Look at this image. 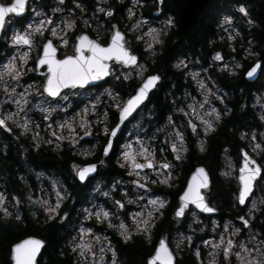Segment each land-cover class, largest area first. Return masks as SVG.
Here are the masks:
<instances>
[{
  "label": "rangeland",
  "instance_id": "1",
  "mask_svg": "<svg viewBox=\"0 0 264 264\" xmlns=\"http://www.w3.org/2000/svg\"><path fill=\"white\" fill-rule=\"evenodd\" d=\"M0 1L5 2V0ZM66 1L63 0V3H61L60 0H30L28 2V15L22 22H18L19 20L16 18H8L6 22L0 41L4 44L0 51V119H4L9 113L12 116L10 119L5 120L6 128L0 127V148L3 151H6L8 147L5 141V137L8 136L13 143L21 142L23 138H27L32 144L31 150L33 151H38L42 147H48L52 150L65 149L73 155H79L84 159L93 153L98 142L101 141V136L107 134L112 122V115L118 110L116 105H122V90L116 91L113 88V84L120 83L121 89H123L128 83H136L142 78L143 67H136L134 70L125 73H114L111 83L103 88L68 90L55 100L48 98L43 93V78L33 75L35 70L34 62L39 55L43 40L49 37L58 48L65 49L69 45L68 37L76 27L65 29L66 21H72L73 24L80 23L81 25L99 24L100 22L96 19V15L101 11L104 13L106 10H110L106 6L95 7L94 5L95 2L106 3L108 0H91L89 3H84L87 4L86 6H83V2H80V0H69V3ZM76 1L79 2L76 3ZM131 1L136 4L135 0ZM156 3L157 0H149L144 3L141 2L140 6H152ZM89 4L93 6L91 7ZM158 5H161V2ZM129 9L132 11L131 17L129 16ZM110 11L112 14L110 16L106 15V18L116 16L113 10ZM48 17H51V23L48 21ZM117 17L121 19L122 24L129 31L142 36L145 42V53L150 51L147 44L154 43L151 35L148 34L149 29L156 30V33L153 34L158 33L160 35L166 30L168 25L166 21L169 18L172 19L170 14H165L163 17L153 21L151 17H146L141 11H136L132 8H128L122 15H117ZM225 17H230L237 20V22L242 18L246 23L251 21V24H253L250 17L240 11L235 15L236 18L232 15L222 16V24H237L234 20L225 21ZM41 21L47 24V27L41 29L43 35L34 31L35 25ZM29 25L33 27L29 28ZM57 25L59 27H56ZM133 25H136V27L134 28ZM53 28H56L57 35L55 36L51 31ZM26 29L32 34L33 43L31 47L27 45H12L10 43L12 35L15 32L24 33ZM61 38H66L67 42L61 43ZM25 51L28 52V56L25 57L26 62L22 65V74L17 80H13L11 78L12 74L7 73L3 66L15 58L17 66L20 67V56ZM138 71L140 72L139 76L136 75ZM125 75H127V79ZM12 89L15 90L12 91ZM170 92L171 88L166 89V93ZM210 92L214 94L212 97L213 106L204 105L203 108H201V104L204 103L205 92L202 88L198 90L199 95L195 96L191 94L188 96L185 87H182L180 95L174 98V94L171 95L170 99L171 102L173 101L177 113L176 121L173 117H168L165 123L166 126L162 125L152 131L150 138V141L154 142L157 136L160 135L161 140L166 142L170 151V156H167L170 160H165L170 165L168 170L161 169L160 158L157 157L159 173L156 171L157 169L146 173L133 171L123 157V153L129 151V147H134L131 151L135 155L136 161H144L154 152L153 148H146L147 142L142 143L139 138V134L143 129L142 126L153 117L154 106H150V103L146 104L127 125L125 131H123L120 152L115 153L114 159L117 160V157L122 158V164L131 177L122 183L131 194L130 200L133 201V206L120 207L117 205V200L111 196L112 186H109L106 191L97 192L96 188L102 184L101 179L95 180L91 189L81 190L80 195L82 198L77 202L67 183L56 170L52 168H36L24 163L25 171L20 176L28 192L22 200L16 196H12L9 199L0 182V195L4 197L3 203L0 204V220L12 216L16 218L15 214L23 205L31 211L32 217L38 222L50 220L48 217L52 215V218H55L59 225H64L68 220L69 212L68 210H63V208H69V210L72 208L74 221L67 223L66 226L64 225V239L61 243V249L64 253L73 256L75 264H113V261H115V264H124L119 254L122 244L134 242L135 239L140 238L145 242L144 244L140 241V248L144 253L148 251V255L152 249V246L150 247V239L153 230L154 228L156 230L157 223L161 217H164L167 208L162 197L160 199L150 197L147 188H141L139 184L154 183L153 181L158 182L162 178L167 177V183L165 184L168 186L178 177L186 153V145L184 140L181 142L177 139L176 133L179 132L181 134L186 130L188 120H195L198 117L202 123L201 127H203V118L206 117L205 110L212 111V109H215V114H218L221 119L223 115L227 116L229 114L230 108L224 106V103L231 98V94L228 91H222L215 83L213 90ZM249 106L257 113L261 126L251 125V123H255V120L248 118L245 120L244 126H240L237 132L245 147L253 155L261 158L264 153V119H261V117H264V85L260 91L253 94ZM245 107V104H242L238 113L242 112ZM45 109H48V111L46 112ZM46 116L47 119H45ZM25 120L28 121L26 127ZM177 120L181 122L179 123ZM81 124L84 126L81 127ZM61 125H70L71 131H69L67 126L61 127ZM86 132L88 133L87 135H85ZM57 136H63L64 139L57 140ZM196 139V147L203 151L206 145L203 133H197ZM73 140H75L74 144L72 143ZM173 144L176 146L175 151L172 147ZM152 146H154V143H152ZM201 147L203 150H201ZM21 149H23L25 154L29 151L23 145H21ZM141 149L145 150L144 154H141ZM227 151L228 148L225 147V153ZM161 152L165 154L164 147H161ZM177 156H179V159H177ZM22 159H24V156ZM223 163L226 166L227 160L224 159ZM77 168V161L69 164V180L72 182L75 181ZM102 168L106 169L107 163ZM133 181H138L139 184H134ZM57 193H60V197L59 207L56 208L55 214L45 212V207L56 206ZM153 200L156 201L155 204L150 203ZM44 201H47V204H44ZM66 202L69 204H66ZM253 204H255L254 208L252 207ZM99 209H104L110 215L106 219L101 216V219L97 220L95 213ZM137 213H140V215L137 216ZM201 216L202 214L191 206L181 219L171 220L169 245L178 259L185 256L184 250L192 245H194L193 253L195 256L198 258V253H202L205 261L209 263L216 262L218 259L219 264H227L233 259L234 264H241L240 259L235 255L237 252L241 253V257L244 260L259 256L260 247L254 244L250 247L248 244L253 242V236L248 234L242 239L237 233L239 231L252 233L255 231L253 222L259 223L264 220V178L256 182V193L245 211L236 214L234 219L224 218L219 220L215 217L203 218ZM145 217H150L147 232L137 231V222H142ZM240 217H244L248 221L247 226L239 219ZM120 224H124L125 229H120ZM88 229H91V231H87ZM235 229L239 231H234ZM61 230L62 228L59 230L60 235ZM122 231L124 234L130 235L131 238L125 240L121 235ZM204 233H208L206 238L194 240V236ZM114 236H118L122 244H115ZM229 240L234 241V244L231 248L229 247V255L226 259L224 255L226 246L224 243ZM241 243L249 250L247 253L241 250ZM82 244L91 246V254L84 250V255H81L82 249L79 246ZM113 253H115V256H113ZM141 258L138 257L136 260H141ZM181 260L183 259L181 258Z\"/></svg>",
  "mask_w": 264,
  "mask_h": 264
},
{
  "label": "flooded vegetation",
  "instance_id": "2",
  "mask_svg": "<svg viewBox=\"0 0 264 264\" xmlns=\"http://www.w3.org/2000/svg\"><path fill=\"white\" fill-rule=\"evenodd\" d=\"M135 1L136 4H134L131 0H108L106 3L95 2V7L106 6L107 9L113 10L116 16L112 18H106V15L104 14L108 11L106 10L104 13L101 11L96 15V19L100 22L99 24H73L72 28H74L75 26L76 27L68 37L69 45L65 49L61 47L58 48V57L61 58L65 55L73 54V44L75 43L76 37L81 33H86L91 40L95 41L101 46H105L108 42L111 25L115 23L117 24L118 30L124 34L125 46L137 56L138 64L143 66L142 78L140 81H142L149 75L157 73L160 70H164L161 81L156 85L155 89L148 96L147 101L142 105V108L149 103L150 106H154L153 117L149 119L148 123L142 126L143 129L139 134V138L142 140L141 142H147L148 145L146 146V148H153L154 152L149 156L148 159L144 161H136L137 163H144L148 160H151L153 162V166L151 168L146 167L143 169H132L133 171H137L140 173L153 172L154 170H156L158 168L157 157L160 158V167L162 163H166L165 160H170V158H167V156H170V151L167 148L166 142H163L161 140L160 135L157 136L154 142L150 141V138L152 131H155L162 125H165L168 117H173L176 121V108L173 101L171 102L170 99L172 94H174L173 98L177 95H180L182 92V87H185L188 92V96L190 94L192 96L199 95L198 90L199 88H201V82H203L204 87L202 88V90L205 92L204 103L201 104V108H203L204 105L213 106L212 97L214 94L210 91L213 90L214 83L217 85V87H220L222 91H228L231 94V98L226 100L224 103V106L230 108V112L227 116L223 115L222 119L220 117L219 119H216V114L211 110L204 111L206 117H204L203 119L211 121L214 125L213 129L205 133V125L203 124V127H201L202 123L200 122L198 117H196L195 120L190 119L187 121L186 130L181 133L183 136V140L185 141L186 153L184 155L183 164L179 170L178 177H176L168 186L165 183H161L160 181H155L154 183L145 184V187L143 188H147L150 197L158 199L162 197L165 201L166 208H169L171 206H173V208H176L178 206V196L184 188L188 176L195 167L203 166L207 171L210 185L208 191H206L205 188H201V192L204 194L206 202L210 206L215 207L218 210V213L217 215H202L201 217H215L219 220H222L224 218L234 219L236 214L245 211L246 207L252 201V198L256 193L255 182L254 190L247 198L245 204L243 206L239 204L238 190L240 185L238 177L240 173L239 170L243 162L242 153H247V155L253 161L262 166L261 175L256 181H259L260 179H262V177H264V153L261 158L253 155V153H251V151H249L245 147L243 140L239 137V134L237 132L240 126H244V122L248 118H253L255 120V123H251V125L257 127L256 112L252 109L251 106H249V102L253 94L260 91L264 85V66L262 65L261 71L258 77L255 79L260 80V83L256 82L255 88L249 89L244 83H240L237 85V83L240 82V78L244 79L246 82H254L255 80L247 81L244 78L245 73L253 65L254 62L259 60L262 63L258 52L255 50V38L253 37L251 31H249L253 27V24H222L223 20L221 16L217 19L216 24H214L213 33L206 39V50H203L202 46H199L195 51H192L191 49H186L185 51L180 52L178 51L177 53L172 55L170 59H168V61L162 63L161 57L164 55L166 50L164 47L165 39L173 29L178 27L176 17L170 12V9L167 5L170 0H157L156 4L148 6L149 14L151 15L153 21H155V19L163 17L165 14H170L173 19V23L171 25H167L166 30L160 33L158 37L160 43L154 42L153 48L150 49L148 53L144 52L145 42L142 36H140L138 33L129 31L128 28L124 24H122L121 19L117 17V15H122L128 8H132L136 11H141L145 15L144 9L146 5L140 6L141 2H137V0ZM145 1L146 0H142V3H144ZM77 2L79 1H76V3ZM159 2H161V5H158ZM184 3L185 0L179 8V24L181 27L183 26L180 22V14ZM82 5L86 6L87 4L82 3ZM89 6L92 7L93 5L89 4ZM150 7L152 8L150 9ZM138 36L140 37V39H137ZM217 53H219L221 56V59L219 60L215 59ZM85 54H88L87 50H85ZM107 63L110 69L109 75L100 80L98 83L92 84L85 90L103 88L111 83L114 73H125L136 68V66L123 67L121 64H116L113 61H109ZM33 75H35L34 72ZM41 77L43 78V80H45L46 75H42ZM177 80H180L181 88H178L177 86L176 90H174ZM140 81L136 83L130 82L123 89H121L120 83H114L113 88L116 91L122 90L124 98L128 93L138 87ZM226 83L229 85V88L225 86ZM169 84H171V86H169ZM168 88H171L170 93H166V89ZM159 92L162 99L169 103V106L164 107L166 110L164 109V113L161 119L157 115L158 113H160V107H158L153 100V97L158 95ZM232 103L235 104L236 108L233 107ZM242 104H245L246 107L242 112L238 113V110L240 109ZM247 108H249L250 112L254 114V117L242 115ZM234 109L236 110L235 115L238 121L233 122L232 125H228L226 128H223L224 121L232 115ZM131 121L132 119L130 118L128 122H126L121 128L120 133L122 131H125L127 125ZM117 122L118 110L112 115V122L109 129H111L114 124L116 125ZM180 122L181 121H179V123ZM189 122L196 125V128L193 129L189 127ZM222 129H227L228 134L233 133L235 135V138L234 140H229V135V141L225 138H221L223 140V143L221 146H219L218 152L215 155H211V143L214 139L221 137ZM199 132L203 133L204 141L206 143L203 151H200L196 147V134ZM122 136L123 132L116 137L113 142L112 150L107 158L102 157V152L105 144L107 143L108 134L101 136V141L98 142V145L100 144L99 147L97 145L93 153L84 158V162H78L77 168L78 170L82 165L86 163H97L98 169L96 174L85 180L83 183L78 181L77 177L75 176V183L76 189L85 188V191L86 189L92 188V183L95 180L101 179L102 184L99 185L98 188H96L97 192L106 191L109 186H112V198L120 201L123 207H131L133 206V201L130 200L131 194L127 187L122 183L124 180H128L131 177L128 174L127 169L122 164V158L117 157V160L114 159L115 153L117 154L120 152ZM152 143H154V146H152ZM161 147H164L165 154L161 152ZM225 147L228 148V151L226 153ZM131 149H134V147H132ZM76 158L81 159L79 155H76ZM224 159L227 160L226 166H224L223 163ZM111 160L118 168L117 172L115 173H110L107 169L102 168L105 163H107L108 167ZM253 166L254 164L249 165V167ZM161 169L168 170L169 168ZM80 193L81 192L74 191V195L72 194L73 196H75L77 202L82 198ZM253 224H255V231H253L252 233L239 231L237 235L242 239H244L248 234L253 236V242L251 244H248L250 247H252V244L260 247L259 256L255 257L256 259H260V254H264V220H261L259 223H256V221H254ZM154 230L150 239V247L152 246V249L149 255L152 253L160 233L163 230L167 229H163L157 236L155 235ZM59 236L61 235L59 234ZM207 236L208 233L197 235L194 236V240L206 238ZM114 239L115 244L121 243L118 236H114ZM233 244L234 241H232V245ZM224 245L228 246V241L224 243ZM193 250L194 245H192L191 247L189 246L184 250L187 264H212L205 261L202 253H198L197 258L193 253ZM218 262L219 261L217 259L215 264H219ZM227 264H234V260L231 259Z\"/></svg>",
  "mask_w": 264,
  "mask_h": 264
},
{
  "label": "snow or ice",
  "instance_id": "3",
  "mask_svg": "<svg viewBox=\"0 0 264 264\" xmlns=\"http://www.w3.org/2000/svg\"><path fill=\"white\" fill-rule=\"evenodd\" d=\"M61 3H63V0H60ZM137 2H142V0H137ZM25 5L26 0H13L11 4L4 5L0 4V29H3L6 23V18L9 17L10 14H20L25 11ZM79 6V5H78ZM159 10V9H157ZM55 11V9H54ZM71 11V10H69ZM239 11L241 13H244L247 15L246 9L244 6H240ZM105 15H111V11H107L104 13ZM132 11L129 9V16L131 17ZM48 21L51 23L52 19L51 17L47 18ZM229 18L225 17V21H228ZM87 23V21H85ZM166 23L168 25H171L173 23L172 19L169 18ZM251 23V21H250ZM73 26L72 21H66L65 22V29L70 28ZM29 28H32V25L28 26ZM47 27V24L44 23V21H41L39 24L35 25L34 31L38 32L40 35H43V32L41 31L42 28ZM56 27H59L57 25ZM115 27V26H113ZM135 28L136 25H133ZM52 34L55 36L57 35L56 28H53ZM156 33V30L149 29L148 34L151 35L152 41L155 43H160L158 39V33ZM31 33L28 32L26 29L24 33L15 32L10 40V43L12 45H27L31 47L33 41L31 39ZM124 36L123 34L116 30L111 34L110 37V43L107 44L106 47H102L100 44L96 43L95 41L89 39L87 35L81 34L77 37V43L75 44V55H68L65 56L64 59L57 60L55 58V52L56 49L52 46L51 41L45 42L43 45V51L42 55L39 56V59L37 61V67L40 65H47V80L44 83V91L47 92L50 96H57L58 92L61 88L64 87H76L79 85L80 87H83L85 84H87L90 80H99L103 76H107L109 74V65L107 61L110 59H114L115 61H118L122 63L125 66L134 65L137 68H142V65L138 64L137 56L133 54L124 43ZM137 39H140L138 36ZM66 38H61V43H66ZM147 47L149 49L153 48L152 43H148ZM85 50H87V55L85 54ZM28 56V52L25 51L20 56L21 66L18 67L15 61V58L11 59L8 64H5L4 70L7 73L12 74L11 78L13 80H17L20 75L22 74L21 68L25 61V57ZM215 59L219 60L221 59V56L219 53L216 54ZM260 66V62H257L256 65H253L250 70L246 73L248 77H252L253 74L257 71V67ZM137 76L140 75V72L138 71L136 73ZM125 78L127 79V75H125ZM160 79L158 75H149L146 79H144L142 85L135 91L133 95H131L129 98H127L123 104V107H120L119 105H116V107L119 109V116L121 121L130 113L133 111V109L136 108L138 104L141 103V101L144 100L145 96L148 94V91L150 88H152L156 82ZM201 88L204 87L203 82L200 84ZM15 89H12L14 91ZM27 94V93H25ZM47 112L48 109H45ZM213 113H216L215 109H212ZM12 116L11 113L7 114V116L4 119H0V127L6 128V119H10ZM47 119V116L45 117ZM216 119H219V115H216ZM261 119H264V117H261ZM25 127L28 124V121L25 120ZM203 123L205 125L204 131L207 133L209 130L213 129L214 125L209 120H203ZM67 126L69 128V131H71L70 125H61V127ZM84 125L81 124V127ZM189 127L195 129L196 125L189 122ZM119 127V125H117ZM112 134L114 135L116 132V128H113ZM88 133L86 132L85 135ZM55 135V133H53ZM177 139L183 142V136L179 132L176 133ZM64 139L63 136H57V140ZM72 143H75V140L72 141ZM111 144V138H109V145H106L104 148V153L107 154L109 150V146ZM173 150H176L175 144L172 145ZM259 147V145H257ZM183 150V149H181ZM201 150L203 148L201 147ZM144 149H141V154H144ZM124 160L128 162V165L130 169H142L144 167L151 168L153 166L152 161H146L145 164L137 163L135 160V155L132 153L131 148L129 147V151L123 153ZM177 159H179V156H177ZM250 164H255V161H253L247 153L243 154V162L242 166L240 167V175L238 177L239 181V190H238V200L240 204H245L246 196L253 190V180L257 176L258 173H260L259 167H249ZM170 165L168 163H162L161 168L167 169ZM95 170V165H87L86 167L80 168L77 170V175L81 181L85 179V176L89 173ZM159 173V170H156ZM196 172L201 174L203 176L204 169L203 168H197ZM139 175V173H137ZM264 178V177H262ZM146 179V177H145ZM195 179V176L193 177ZM155 182V181H153ZM161 183H167V177H164L160 181ZM207 178L203 177L199 184L193 185L192 183H189L188 189L185 191V193L180 197L182 203L180 207L177 209L175 215L180 216L183 213V210L186 206V201L191 200V203L195 204V206L199 209H201L204 212H213L214 209L209 207L206 203L203 201V197L199 194V192L196 190L198 187L206 186ZM134 184H139L138 181H133ZM139 187L143 188L145 187L144 184H139ZM57 204L55 207H45V212H49L52 214H55V210L57 207H59V197L60 193H57ZM4 197L3 195H0V204L3 203ZM44 204H47V201L43 202ZM150 203L155 204L156 201H150ZM163 203V201H161ZM116 204L120 207H123L120 201H116ZM252 207H255V204L252 205ZM7 214V213H6ZM97 220L101 219V216L103 218H107L110 213L105 211L104 209H99L96 213ZM137 216L140 215V213L136 214ZM49 219H52V215H49ZM150 217H145L142 222H137V231H143L147 232V225ZM19 219V217H17ZM63 219V217H61ZM244 223L245 226H247L248 221L244 217H240ZM120 229H125L124 224L119 225ZM87 231H91V229H88ZM234 231H239L238 229H235ZM122 237L127 240L130 239V235L124 234V232H121ZM42 242L40 240H24L20 242L19 244H16L13 249V259L15 260V264H31L32 258L35 255V252L38 250L39 245ZM232 241H228V246L224 248V255L227 259L229 255V247H231ZM79 247H81V255H84V250H87L89 254H91V246L88 244H82ZM215 247V246H214ZM240 248L244 253H247L249 250L244 247V244H240ZM238 259H240L241 264H264V254H260V259H256L253 257L250 260H244L243 257H241V253L237 252L235 253ZM113 256H115V253H113ZM156 260H160L161 264H171V254L168 252L165 243L163 240L160 241L159 246L156 249L155 255L149 259L148 264H155ZM113 264H115V261H113ZM212 264H215V261L212 262Z\"/></svg>",
  "mask_w": 264,
  "mask_h": 264
},
{
  "label": "trees",
  "instance_id": "4",
  "mask_svg": "<svg viewBox=\"0 0 264 264\" xmlns=\"http://www.w3.org/2000/svg\"><path fill=\"white\" fill-rule=\"evenodd\" d=\"M90 1L91 0H80V2L83 3H89ZM183 1L184 0H170V2L167 3L170 12L176 17L178 27L173 29L165 39L164 47L166 50L161 57L162 63L168 61V59L178 51H185L186 49L195 51L199 46H202V49L206 50V39L213 33L214 24H216L217 19L222 15H233L235 17V15L239 13L240 6H244L247 15L253 22V27L249 31H251L255 38V50L258 52V55L262 60L261 65L264 66V0H210L202 8L198 19L192 25L181 27L179 24V8ZM66 2L69 3V0ZM151 8L152 7H150V9ZM144 12L147 16L150 15L149 7L147 5ZM238 22L236 20L237 24L246 23L242 18L239 19ZM3 47L4 44L0 42V51ZM256 82L260 83V80L257 79L254 82H246L244 79L240 78V82H238L237 85L244 83L249 89H253L255 88ZM177 86L178 88H181L180 80L176 81L174 90H176ZM225 86L229 88L227 83ZM153 100L154 103L160 107V113L157 115L161 119L164 113V107L169 106V103L162 99L160 92L153 97ZM232 105L236 108L234 103H232ZM235 113L236 110L234 109L232 115L224 121L223 128L238 121ZM242 115L254 117V114L250 112L249 108H247ZM228 135L230 136V139ZM221 138L234 140L235 135L233 133L228 134L227 129H222L221 137L214 139L211 143V155H215L218 152L219 146L223 143ZM5 141L8 144L6 151H3L0 148V182L2 189L5 191L9 199H11L12 196H16L22 200L28 192L27 187L22 182L20 176V174L25 171L24 163H27L30 166H35L36 168H52L56 170V172L67 183L69 189L71 191L73 190L72 194L74 191L81 192V190L85 189H76L75 181L72 182L69 180V164L73 161H77L76 156L70 151L65 149L52 150L48 147H42L38 151H33L31 150L32 144L27 138H23L21 142L13 143L9 137L6 136ZM21 145L29 149L28 153L25 154L23 152ZM23 156L24 159H22ZM106 169L110 173H115L118 170L112 160ZM66 204L69 203L66 202ZM63 210H68L69 212L68 220L64 223L66 226L67 223H72L74 221L72 214L73 209L71 208L69 210V208H63ZM172 210V206L167 208L164 217H161L160 221L157 223L154 232L156 236L163 229L170 231L169 226L171 224ZM32 215L31 211L22 205L17 214H15L16 218L12 216L0 220V264H9L10 245L23 236L28 235L40 237L45 241V246L41 253L42 257L38 260L39 264H75L73 256L64 253L61 249V243L64 239V225H59L55 218L38 222L32 217ZM17 217H19V219H17ZM61 228V236H59V230ZM140 241L145 244L141 238L135 239L134 242L122 244V249L119 250V254L123 259L124 264H145V258L148 256V251L144 253L141 250V245H139ZM65 249L67 250L66 247ZM138 257H142L141 260H136ZM181 258L183 260H181ZM181 258L177 260L176 264H187L186 257L182 256Z\"/></svg>",
  "mask_w": 264,
  "mask_h": 264
},
{
  "label": "water",
  "instance_id": "5",
  "mask_svg": "<svg viewBox=\"0 0 264 264\" xmlns=\"http://www.w3.org/2000/svg\"><path fill=\"white\" fill-rule=\"evenodd\" d=\"M29 1H30V0H26L25 11H24L23 13H20V14H18V15H16V14H10L9 17H13V18H16V19H21V18H23V17L27 14V12H28V2H29ZM209 1H210V0H186L185 3H184L183 8H182V10H181V14H180V22H181L182 26H183V27H188V26L192 25V24L198 19V16H199V14H200L202 8H203V7L205 6V4L208 3ZM12 2H13V0H10V1L7 2V3H4V2H2V1H0V4L8 5V4H11ZM7 18H8V17H7ZM7 18H6V20H7ZM5 25H6V23H5ZM113 26H115V27H113ZM4 28H5V26H4ZM4 28H3V29H0V39H1V35H2V32H3ZM116 30H118L117 24L113 23V24L111 25V29H110V33H109V37H108V42H107V44L110 43V37H111V34H112L114 31H116ZM118 31H119V30H118ZM121 33H122V32H121ZM82 34L87 35V34H85V33H82ZM122 34H123V33H122ZM123 36H124V34H123ZM77 37H78V36H77ZM77 37H76V43L78 42V41H77ZM48 41H51L52 46L56 49V52H55V58H56L57 60L64 59L65 57H63V58H58V57H57L58 48L55 46L54 42H53L52 39H50V38H47V39L42 43L40 55H42L43 45H44V43H45V42H48ZM76 43H75V44H76ZM107 44H106L104 47H106ZM74 53H75V48H74ZM40 55H39V56H40ZM74 55H75V54H74ZM39 56H38V58L36 59V65H35L36 72H35V75H43V74H46V73H47V65H40L39 67H37V61H38V59H39ZM110 60H111V59H110ZM110 60H109V61H110ZM113 60H114V59H113ZM109 61H107V62H109ZM114 61H115V60H114ZM115 62H116V63H120V62H118V61H115ZM257 62H260V61H257ZM257 62H255L253 65H256ZM253 65H252V66H253ZM124 66H125V65H124ZM129 66H133V65H129ZM252 66H251V67H252ZM260 66H261V62H260ZM260 66L257 67V71L253 74L252 77H248V76L245 74V78H246L247 80H249V81H253V80H255V79L257 78L259 72H260ZM43 67H46V69H45L44 71L41 70V68H43ZM126 67H127V66H126ZM251 67H250V68H251ZM250 68L248 69V71L250 70ZM248 71H247V72H248ZM247 72H246V73H247ZM153 75H158V76L160 77V79H161V76L163 75V71H160V72H158V73H156V74H153ZM104 77H105V76H103L102 78H104ZM146 78H147V77H146ZM146 78H145V79H146ZM160 79H159V80H160ZM46 80H47V77H46L44 83L46 82ZM159 80H158V81H159ZM97 81H98V80H90V81H89L87 84H85L84 86H88V85H90L91 83H94V82H97ZM143 81H144V80H143ZM158 81H157V82H158ZM157 82H156V83H157ZM44 83H43V85H44ZM142 83H143V82H142ZM142 83H141L136 89H134L132 92H130V93L125 97V100H126L127 98H129L131 95H133V94L135 93V91H136V90L142 85ZM155 85H156V84H155ZM155 85H154L152 88L149 89L148 94H149L150 91L155 87ZM84 86H83V87H84ZM76 87H80V86L77 85ZM76 87L68 86V87L61 88L60 91L58 92L57 96H58L63 90H65L66 88H72V89H73V88H76ZM42 90H43V92H44L45 94L49 95L47 92L44 91V87H42ZM148 94L145 96V98H144L143 101H145V100L147 99ZM49 96H50V95H49ZM57 96H55V97L50 96V97H52V98H56ZM125 100H124V102H125ZM143 101H141V103L138 104V105L136 106V108L133 109V111L130 112V113H129V114H128V115H127L122 121H121L120 116H119V113H118V122H117L116 125L113 127V128H116V132H115L114 135L112 134V131L110 132L109 138H111V144H110V146H109L108 153L105 154V153H104V148H105L106 145H109V140H108V142L105 144V146H104V148H103L102 157H106V156L109 155V153L111 152L112 147H113V141H114L115 137L119 134V132H120V130H121L123 124H124V123H125V122H126V121H127V120H128V119H129V118H130V117H131V116H132L137 110H138L139 106L142 104ZM122 107H123V106H122ZM117 125H119V127H117ZM113 128H112V129H113ZM242 154H244V153H242ZM89 164H91V165H95V170L92 171V172H89V173L85 176V179H86L87 177H89V176L95 174V172H96V170H97V163H88V164L83 165L81 168L86 167V166L89 165ZM241 166H242V164H241ZM253 167H259V168H260V173H258L257 176H256V177L254 178V180H253V188H254V183H255V181L260 177V174H261V170H262V168H261V166H260L257 162H255V164H254ZM197 168H203V169H204L203 176H202L201 174H199V173L196 172V169H197ZM239 175H240V173H239ZM194 176H195V179H193ZM203 177H206V178H207L206 186L198 187L196 190H197V191L199 192V194L203 197V201H204V203L207 204V202H206V200H205V198H204V195H203V193L201 192V188H205L206 191L209 190V185H210L209 177H208L207 171L205 170V168H204L203 166H197V167L194 168V170H193V171L190 173V175L188 176V178H187V180H186V183H185V186H184L183 190L181 191V193H180L179 196H178V203H179V205H178V207H176L175 210L173 211V215H172V219H173V220L176 219V218H181V217H183L184 212L189 208L190 205H193L194 208H196L200 213L205 214V215H213V214H217V213H218V210L215 209L214 207L210 206L209 204H207V205H208L209 207L213 208L214 211H213V212H204V211H202L201 209L197 208V207L195 206V204L191 203V200L189 199V200H187V201L185 202V203H186V206H185V208H184V210H183V213H182L180 216H176V215H175L177 209L180 207V205H181V203H182L180 197H181V196L185 193V191L188 189V185H189V183H192V184L195 186V185H197V184L200 183V181H201V179H202ZM77 179L80 180L79 177H78V175H77ZM85 179H84V180H85ZM80 181H81V180H80ZM250 194H251V192L248 194V196H246V199L250 196ZM246 199H245V202H246ZM239 204H240V203H239ZM240 205H244V204H240ZM29 239H31V240H40V241L42 242V243L39 245L38 250L35 252V255L33 256L32 261H31V264H38V259H39L40 255H41V253H42V250H43V248H44V246H45V242H44L41 238L36 237V236H34V235L23 236L22 238H20L19 240L13 242V243L10 245V248H9V260H10V264H15V260L13 259V252H12L13 247H14L16 244H19L20 242H22V241H24V240H29ZM161 240L164 241L165 246H166L168 252L171 254V264H175V263H176V255H175V253L173 252V250L171 249V247L169 246V243H168V233H167V231H163V232L159 235V237H158V239H157V242H156V244H155V246H154V249H153L152 253L146 258V264H148L149 259H151V258L155 255L156 249H157V247L159 246ZM155 264H161V261H160V260H156V261H155Z\"/></svg>",
  "mask_w": 264,
  "mask_h": 264
},
{
  "label": "bare ground",
  "instance_id": "6",
  "mask_svg": "<svg viewBox=\"0 0 264 264\" xmlns=\"http://www.w3.org/2000/svg\"><path fill=\"white\" fill-rule=\"evenodd\" d=\"M193 113V112H192ZM182 119V118H181ZM180 121V120H179ZM183 125V124H182ZM168 127V126H167ZM210 221V220H209Z\"/></svg>",
  "mask_w": 264,
  "mask_h": 264
}]
</instances>
